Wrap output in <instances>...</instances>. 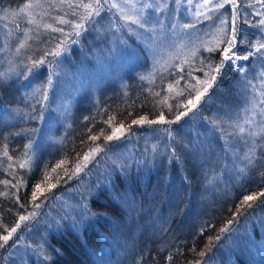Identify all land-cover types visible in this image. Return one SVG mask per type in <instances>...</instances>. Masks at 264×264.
I'll use <instances>...</instances> for the list:
<instances>
[{
  "label": "rangeland",
  "instance_id": "obj_1",
  "mask_svg": "<svg viewBox=\"0 0 264 264\" xmlns=\"http://www.w3.org/2000/svg\"><path fill=\"white\" fill-rule=\"evenodd\" d=\"M59 1L62 0H31L18 9L0 11L2 80H13L18 75L17 51L28 42L32 27L53 30L50 24ZM76 1L91 3V7L84 8V20H79L80 26L88 29L52 65L47 89L50 88L53 118L48 129L27 146L23 164L27 169L38 159L35 156L39 151L54 148L65 138L71 109L78 98L93 104L100 92L104 98L120 94L127 73L150 80L169 66L194 56L199 49L222 47L223 67L228 65L236 73L240 95L236 105L225 104L217 91L202 96L194 108L189 105L187 114L179 120L148 123L144 119L143 123L113 132L112 140L104 139L85 154L88 160L83 158L75 166L55 195L48 197V192L41 197L40 204L47 201L43 208L47 215L52 214L51 221L69 222L76 231L89 221L95 225L94 217L98 215L95 210H88L89 201L94 197L101 202L106 200L100 192H107L110 181L116 184L114 179L120 176L130 186L148 184L154 188L161 177L171 180L184 174L187 179L196 171L200 177V207L210 210L212 204L233 200L246 186L257 148L264 143V49L257 51L259 44L264 43V0H235V6L225 0ZM221 3L224 7L217 8ZM236 24L238 42L232 51L239 56L253 53L248 60H237L235 56L231 61L225 60L223 49L228 45L217 43L231 39ZM249 41L250 51L241 55L240 45ZM137 44L142 53L119 52L120 45ZM192 100L195 102V98ZM87 107H80L79 123L86 121L87 116H82ZM260 207L254 202L244 209L196 264H233L237 257L241 264L260 260L264 254V211ZM38 241V233L25 230L10 244L9 254L26 264L27 258L23 257L32 256L34 248L45 249L39 247ZM46 253L43 251L51 259L52 254Z\"/></svg>",
  "mask_w": 264,
  "mask_h": 264
},
{
  "label": "trees",
  "instance_id": "obj_2",
  "mask_svg": "<svg viewBox=\"0 0 264 264\" xmlns=\"http://www.w3.org/2000/svg\"><path fill=\"white\" fill-rule=\"evenodd\" d=\"M30 1L0 0V11L18 9L22 3ZM87 4L91 6V3ZM58 7L50 24L53 30L42 31L41 26H30L32 33L28 42L17 51L18 75L13 80L0 78V237L10 236L7 242L0 239V264H21L9 254V247L20 233L28 229L38 233L37 244L45 249L38 251L34 248L32 256L23 257L27 258L26 264L200 262L213 248L221 230L249 204L255 202L264 211V195H261L264 193V143L257 148L253 171L246 179L243 191L231 201L212 204L210 210L199 206L200 177L196 171L187 179L184 174L171 180L161 177L154 188L148 184L130 186L122 181L121 176L116 177L117 183L112 180L110 188H106L108 193L100 192L106 200L101 202L94 197L89 201L88 210L92 213L95 210L98 215V218L94 217L95 225L89 221L77 231L72 230L69 222L51 221L52 214L47 215L43 208L47 201L45 199L40 204V199L48 192V197L55 195L61 182L84 155L117 129L129 127L134 120L142 118L160 120L161 115L163 121H173L188 110V100L204 92L209 82L212 87L203 96L218 91L225 104L236 105L240 95L236 73L228 65L221 67L219 73L213 71L221 64L222 47L199 49L194 56L169 66L150 80L127 73L126 85L120 94L104 98L105 94L100 92L93 104L78 98L70 113L72 130L69 128L65 138L54 148L39 151L35 156L38 159L27 169L23 165L27 146L48 129L53 118L50 88L47 89L48 79L52 80V65L88 29L79 24L80 18L84 20L83 3L62 0ZM118 28L125 33L121 26ZM227 32L229 36V28ZM250 44L249 41L240 45L241 55L248 54ZM119 47L122 54H128L130 50L142 53L139 45ZM213 75L215 81L211 80ZM205 79L206 82L202 83ZM85 104L88 105L87 112L82 117L87 116V119L79 123V109ZM8 113L12 116H7ZM245 196L254 199L245 202ZM21 217L26 219L21 220ZM45 250L52 254L51 259L45 257ZM241 262L237 257L233 264ZM252 264H264V254Z\"/></svg>",
  "mask_w": 264,
  "mask_h": 264
},
{
  "label": "snow or ice",
  "instance_id": "obj_3",
  "mask_svg": "<svg viewBox=\"0 0 264 264\" xmlns=\"http://www.w3.org/2000/svg\"><path fill=\"white\" fill-rule=\"evenodd\" d=\"M97 2H99V0H97ZM225 3H232L233 6H235V0H225ZM28 7H31V5H25V8H28ZM85 7H91L90 5H85ZM113 7H117V5H113ZM217 8H223L224 7V3H221V4H217L216 5ZM133 23H139L138 20H134ZM223 23V21H222ZM261 24H264V21H261ZM143 27V25H141ZM79 27V26H78ZM185 27H190V25H185ZM223 31V30H221ZM237 29L233 28V35L231 37V39L227 40V41H223V40H220L218 41L217 43H226L228 45V47L224 48L223 49V52H224V59L225 60H228V61H231L233 59V57L235 56V59L237 60H240V59H243V60H248L249 59V56L253 55V53L249 52L248 55H245V56H239L237 55L235 52L232 51V49L236 46L237 44ZM260 49H264V43H261L259 44V47L257 48V51H259ZM211 50V49H209ZM229 53H231V55H229ZM58 54V53H56ZM42 63V61L40 62ZM224 66V62L221 61V64L216 66L213 71H215L216 73H219L220 71V68ZM210 68L212 67L211 65L209 66ZM239 71L243 72L244 69L243 67H240L239 68ZM216 77L215 75L211 76V80L212 81H215ZM50 83V81H49ZM212 87V83L209 82L207 84V87L204 89V92H207L208 88H211ZM204 92H200L197 94V96L195 97V102L193 100H188V104L191 105L193 108L196 106V103L199 102V100L201 99V97L204 95ZM187 113H180L179 115L176 116V119L179 120L181 118L182 115H186ZM160 120L163 121L164 120V117L163 115L160 116ZM144 122V118H142L141 120H134L133 123L134 124H140V123H143ZM148 123H156V121H148ZM264 130V129H262ZM117 131H119V129H117ZM240 131L243 132L244 129L243 128H240ZM93 140L96 139V137H92ZM107 140H112L113 139V136L112 135H109L106 137ZM88 156L85 155L84 159L85 160H88ZM249 163H251V161H249ZM23 166V165H22ZM79 170V169H77ZM39 187V185H37V188ZM53 187H55V185H53ZM261 195H264V193H261ZM254 197L253 196H245L244 197V201L247 202V201H251L253 200ZM249 207H251V205L249 204ZM26 219V217H21V220H24ZM12 231H15V229H12ZM222 232L225 231L224 229L221 230ZM219 238V237H217ZM0 239H2L3 241L7 242L9 239H10V236H3V237H0Z\"/></svg>",
  "mask_w": 264,
  "mask_h": 264
}]
</instances>
